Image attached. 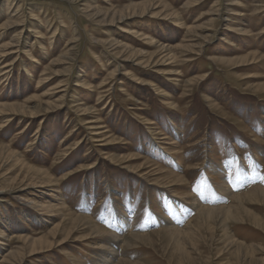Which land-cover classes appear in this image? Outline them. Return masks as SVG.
Wrapping results in <instances>:
<instances>
[{
    "label": "rangeland",
    "instance_id": "1",
    "mask_svg": "<svg viewBox=\"0 0 264 264\" xmlns=\"http://www.w3.org/2000/svg\"><path fill=\"white\" fill-rule=\"evenodd\" d=\"M126 262L264 264V0H0V264Z\"/></svg>",
    "mask_w": 264,
    "mask_h": 264
},
{
    "label": "bare ground",
    "instance_id": "2",
    "mask_svg": "<svg viewBox=\"0 0 264 264\" xmlns=\"http://www.w3.org/2000/svg\"><path fill=\"white\" fill-rule=\"evenodd\" d=\"M246 205V204H245ZM217 209V208H216ZM214 210V209H213ZM214 211H216V210H214ZM243 213V212H242ZM250 214V213H249ZM255 223V222H254ZM257 223V222H256ZM258 225V224H257ZM127 263V262H126ZM128 264V263H127Z\"/></svg>",
    "mask_w": 264,
    "mask_h": 264
}]
</instances>
